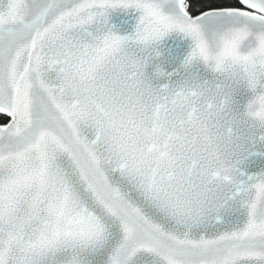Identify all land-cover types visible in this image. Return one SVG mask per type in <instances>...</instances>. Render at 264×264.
<instances>
[{
    "label": "snow or ice",
    "instance_id": "6c2138e0",
    "mask_svg": "<svg viewBox=\"0 0 264 264\" xmlns=\"http://www.w3.org/2000/svg\"><path fill=\"white\" fill-rule=\"evenodd\" d=\"M0 264H264V0H0Z\"/></svg>",
    "mask_w": 264,
    "mask_h": 264
}]
</instances>
